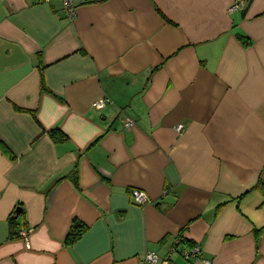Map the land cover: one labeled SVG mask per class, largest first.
I'll return each mask as SVG.
<instances>
[{"label":"crops","instance_id":"0c3cea01","mask_svg":"<svg viewBox=\"0 0 264 264\" xmlns=\"http://www.w3.org/2000/svg\"><path fill=\"white\" fill-rule=\"evenodd\" d=\"M232 2L0 0V264H140L179 235L202 255L174 264H264V0Z\"/></svg>","mask_w":264,"mask_h":264},{"label":"built area","instance_id":"2783aa9c","mask_svg":"<svg viewBox=\"0 0 264 264\" xmlns=\"http://www.w3.org/2000/svg\"><path fill=\"white\" fill-rule=\"evenodd\" d=\"M52 0H43L44 3H49ZM63 12L65 16L71 21H75L78 16V7L74 3V0H60ZM252 0H233L231 6L229 7V12H243L245 11L249 5L251 4ZM111 103V100L109 98H103L98 100L94 103V108L98 110L105 109L109 104ZM134 124L133 121L130 119L127 120L126 126H132ZM183 126L179 125L177 127L178 132H182ZM132 200L134 204L138 206H144L151 203L149 197L147 194L141 190H133L131 193ZM30 230L26 232H21V236L24 238H27L28 233ZM182 239L178 238L175 241V244L177 246H172L170 252L166 254L165 256H160L155 252H147L142 260L140 261V264H174V260L172 258V255L174 253L180 254L185 260L188 262L198 260L202 254V248L200 245L195 244L192 247H187L181 244ZM204 263H209V261H204Z\"/></svg>","mask_w":264,"mask_h":264},{"label":"trees","instance_id":"16d2710c","mask_svg":"<svg viewBox=\"0 0 264 264\" xmlns=\"http://www.w3.org/2000/svg\"><path fill=\"white\" fill-rule=\"evenodd\" d=\"M60 1V0H59ZM61 3V2H60ZM74 3H75V0H74ZM76 4V3H75ZM62 6V5H61ZM77 6V5H76ZM78 7V6H77ZM62 11H63V9H62ZM64 13V12H63ZM65 15V14H64ZM66 17V16H65ZM78 17V16H77ZM67 18V17H66ZM77 19V18H76ZM67 20H69L68 18H67ZM70 21V20H69ZM71 22V21H70ZM74 22V21H73ZM57 133H59V131L58 130H53L50 134H52V136L53 137H55V135L57 134ZM64 136V135H63ZM64 137H66V136H64ZM74 183L78 186V177H77V172L75 173V175H74ZM10 224H11V226L13 225V222L11 221L10 222ZM87 230H88V227L84 224V223H82L81 221H79V220H74L73 222H72V225H71V227H70V230H69V233H68V235H67V237H66V240H65V244L67 245V246H72V245H74L76 242H78L82 237H83V235L87 232ZM178 238H181L182 239V241H181V244L182 245H184V246H187V247H192L193 245H195V243H193L192 241H189L188 239H186L183 235H179V236H177L176 237V240L178 239ZM175 240V241H176ZM174 244H175V242H174ZM174 246H177V244H175ZM201 247V246H200ZM172 248V247H171ZM171 250V249H170ZM170 252V251H169ZM168 252V253H169ZM167 253V254H168ZM174 254H176V255H179L180 257H182L180 254H178V253H174ZM173 254V255H174ZM173 255H172V258H173ZM202 255V254H201ZM165 256V255H164ZM183 258V257H182ZM200 258H201V256H200ZM200 258L198 259V260H200ZM184 259V258H183ZM185 260V259H184ZM187 261V260H186ZM195 261H197V260H195ZM205 260H203V262H204ZM207 261V260H206ZM191 262H194V261H191Z\"/></svg>","mask_w":264,"mask_h":264},{"label":"water","instance_id":"95a60500","mask_svg":"<svg viewBox=\"0 0 264 264\" xmlns=\"http://www.w3.org/2000/svg\"><path fill=\"white\" fill-rule=\"evenodd\" d=\"M18 213V212H17ZM20 214V213H19Z\"/></svg>","mask_w":264,"mask_h":264}]
</instances>
